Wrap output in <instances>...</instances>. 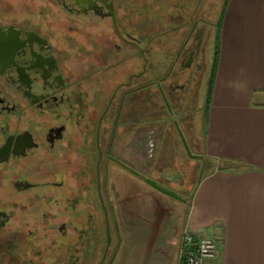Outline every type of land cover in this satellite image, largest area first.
<instances>
[{
  "label": "flooded vegetation",
  "instance_id": "flooded-vegetation-1",
  "mask_svg": "<svg viewBox=\"0 0 264 264\" xmlns=\"http://www.w3.org/2000/svg\"><path fill=\"white\" fill-rule=\"evenodd\" d=\"M179 1L0 0V264L113 263L115 172L145 183L149 119L190 81L203 0Z\"/></svg>",
  "mask_w": 264,
  "mask_h": 264
},
{
  "label": "crops",
  "instance_id": "crops-1",
  "mask_svg": "<svg viewBox=\"0 0 264 264\" xmlns=\"http://www.w3.org/2000/svg\"><path fill=\"white\" fill-rule=\"evenodd\" d=\"M216 36L200 139L210 169L187 202L182 230L216 242L215 258L204 264H264V0H225ZM168 168L160 169L163 181ZM148 188L116 170L114 206L124 242L112 264H179L181 241L149 225Z\"/></svg>",
  "mask_w": 264,
  "mask_h": 264
},
{
  "label": "rangeland",
  "instance_id": "rangeland-1",
  "mask_svg": "<svg viewBox=\"0 0 264 264\" xmlns=\"http://www.w3.org/2000/svg\"><path fill=\"white\" fill-rule=\"evenodd\" d=\"M180 3L186 5V2L182 3V0L179 1L178 5ZM224 3L225 0H203L201 14L198 13L199 15L197 14L195 18L194 31L188 42V45L195 52L192 66L189 71L181 74V78L187 75L190 78L188 86L182 94L183 98L178 106L170 104L174 109L170 115L163 111L162 103L159 100V103H156L158 106L155 110H157V113H161L160 111H163V113L160 118H151L148 122V154L150 153L148 179L155 181L159 178L156 173H151L152 169L156 167L161 169L162 166H168V169L162 170L169 175L168 181L159 180V184L185 200L183 203L160 194L149 186L148 195L153 213L149 225H154L156 229L164 228L167 233H170L169 235L176 240L179 239V241H181L183 233L186 232L182 230V223L187 211V202L200 177L210 169V162L202 157L200 139L202 131H204L205 98L213 65L217 24ZM193 5L196 9L197 5L194 1ZM200 17L205 19L206 22L198 23L197 19ZM154 51L151 54L149 49L148 56L149 68L152 69L156 67L157 60L165 61L167 56L166 54L162 55L160 51L158 53ZM160 70L157 66L156 73H160ZM152 105L155 104L149 103V112L153 111L151 109ZM174 121L177 123L176 128L174 127ZM184 144L192 157L188 155ZM181 151H183V154L179 158L178 153ZM155 210L157 211L155 212ZM146 218L144 213V219L141 220L145 224L147 223Z\"/></svg>",
  "mask_w": 264,
  "mask_h": 264
},
{
  "label": "built area",
  "instance_id": "built-area-1",
  "mask_svg": "<svg viewBox=\"0 0 264 264\" xmlns=\"http://www.w3.org/2000/svg\"><path fill=\"white\" fill-rule=\"evenodd\" d=\"M217 254V244L211 239L195 240L189 232H184L180 242L179 264H204Z\"/></svg>",
  "mask_w": 264,
  "mask_h": 264
},
{
  "label": "water",
  "instance_id": "water-1",
  "mask_svg": "<svg viewBox=\"0 0 264 264\" xmlns=\"http://www.w3.org/2000/svg\"><path fill=\"white\" fill-rule=\"evenodd\" d=\"M176 127H177V126H176ZM178 132H179V131H178ZM179 135H180V138L182 139V141H183V143H184V140H183V138H182L180 132H179ZM184 146H185V149H186L188 155L191 156V154L189 153V150H188L187 146H186L185 144H184ZM191 157H192V156H191ZM144 181H145V183H147V184H148L152 189H154L155 191H157V192H159V193H161V194H164V195H166V196H169V197H171V198H173V199H176V200H178V201H181V202H183V203L185 202V200L181 199L178 195H176V194L173 193L172 191H169V190L165 189L164 187H162V186H161L159 183H157L156 181L151 180V179H145Z\"/></svg>",
  "mask_w": 264,
  "mask_h": 264
},
{
  "label": "trees",
  "instance_id": "trees-1",
  "mask_svg": "<svg viewBox=\"0 0 264 264\" xmlns=\"http://www.w3.org/2000/svg\"><path fill=\"white\" fill-rule=\"evenodd\" d=\"M224 7V6H223ZM223 10V9H222ZM220 22H221V16L219 18V22L217 24V30L220 26ZM216 55H217V36L215 38V52H214V57H213V65H212V69H211V72H210V77H209V82H208V90H207V95L209 94L210 92V88H211V83H212V78H213V73H214V66H215V60H216Z\"/></svg>",
  "mask_w": 264,
  "mask_h": 264
}]
</instances>
